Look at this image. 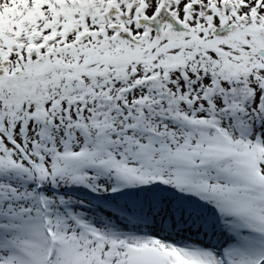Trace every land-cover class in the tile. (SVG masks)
I'll list each match as a JSON object with an SVG mask.
<instances>
[{"label": "snow or ice", "instance_id": "6c2138e0", "mask_svg": "<svg viewBox=\"0 0 264 264\" xmlns=\"http://www.w3.org/2000/svg\"><path fill=\"white\" fill-rule=\"evenodd\" d=\"M0 264H264V0H0Z\"/></svg>", "mask_w": 264, "mask_h": 264}]
</instances>
